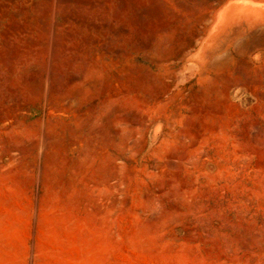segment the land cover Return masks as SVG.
<instances>
[{
    "label": "rangeland",
    "instance_id": "obj_1",
    "mask_svg": "<svg viewBox=\"0 0 264 264\" xmlns=\"http://www.w3.org/2000/svg\"><path fill=\"white\" fill-rule=\"evenodd\" d=\"M243 1L0 0V264H264Z\"/></svg>",
    "mask_w": 264,
    "mask_h": 264
},
{
    "label": "bare ground",
    "instance_id": "obj_2",
    "mask_svg": "<svg viewBox=\"0 0 264 264\" xmlns=\"http://www.w3.org/2000/svg\"><path fill=\"white\" fill-rule=\"evenodd\" d=\"M264 12V5L261 6L259 3H255L253 1H243L241 4H238L234 7L230 14H243L248 16L258 17L259 15L263 14Z\"/></svg>",
    "mask_w": 264,
    "mask_h": 264
}]
</instances>
